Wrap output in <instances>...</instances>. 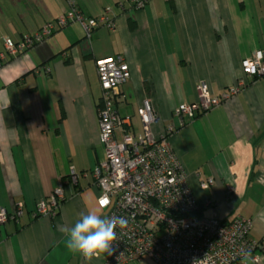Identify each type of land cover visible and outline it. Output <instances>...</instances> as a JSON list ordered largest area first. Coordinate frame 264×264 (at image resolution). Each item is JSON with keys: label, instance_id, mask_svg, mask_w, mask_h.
<instances>
[{"label": "crops", "instance_id": "0c3cea01", "mask_svg": "<svg viewBox=\"0 0 264 264\" xmlns=\"http://www.w3.org/2000/svg\"><path fill=\"white\" fill-rule=\"evenodd\" d=\"M75 1L85 17L111 7L115 29L100 27L87 38L72 23L0 65V208L10 215L0 223V264H105L103 254L87 262L69 252L60 229L98 207L90 175L104 156L96 62L115 55L129 68L115 103L129 117V132H144L137 111L145 101L156 116L147 127L154 138L172 123L177 131L169 143L200 214L250 219L255 264H264V76L249 77L235 95L184 125L172 113L197 100L199 82L211 95L228 92L243 76L241 60L264 51V0H150L140 10L127 0ZM67 8V0H0V53L5 39L33 35ZM122 134L118 127L115 139ZM71 167L88 173L75 185L67 182ZM226 185L234 189L229 199ZM59 186L55 215H36L38 201ZM18 208L21 214L12 215Z\"/></svg>", "mask_w": 264, "mask_h": 264}, {"label": "built area", "instance_id": "2783aa9c", "mask_svg": "<svg viewBox=\"0 0 264 264\" xmlns=\"http://www.w3.org/2000/svg\"><path fill=\"white\" fill-rule=\"evenodd\" d=\"M133 10L143 9L150 0H127ZM165 2L170 0H163ZM67 10L53 21L47 22L33 35H24L19 41L4 40L0 65L6 55L23 54L28 48L57 29L78 23L87 38L100 27L114 30L116 23L111 7H104L100 15L85 17L75 0H67ZM119 6L121 4L119 3ZM243 76L228 92L211 95L205 82L196 87L197 100L180 103L173 115L181 125L194 120L199 114L217 107L223 99L235 95L248 83L249 77L264 76V51L256 50L241 60ZM100 86L98 106L99 139L104 156L90 171L91 186L97 194L98 207L110 217H121L127 223L117 227V239L111 245V254L105 253V264H125L149 258L156 264H255L259 260L258 244L249 238L251 220L236 216L229 221L200 214L188 174L173 151L169 138L177 129L170 123L158 138H154L148 125L155 121L150 105L145 101L138 108L144 132H129V117H121L115 107L119 87L129 79V68L121 55L104 57L96 62ZM123 128L122 140L114 132ZM71 167L67 182L77 184L80 176ZM199 176V172L196 173ZM211 179L200 183L206 188ZM233 186L226 185V199L233 193ZM63 197L62 187L54 189L48 199L37 203L36 215L54 216ZM106 200L107 204L100 201ZM206 206L211 207L209 201ZM21 206V205H20ZM19 206V207H20ZM21 214L18 208L12 215ZM10 215L0 208V223Z\"/></svg>", "mask_w": 264, "mask_h": 264}, {"label": "clouds", "instance_id": "9594fccd", "mask_svg": "<svg viewBox=\"0 0 264 264\" xmlns=\"http://www.w3.org/2000/svg\"><path fill=\"white\" fill-rule=\"evenodd\" d=\"M103 202V203H102ZM106 205L107 201H100ZM126 221L121 217H110L100 207L89 208L71 227H61L69 252L83 256L91 262L102 254H111V245L117 239L116 228H124Z\"/></svg>", "mask_w": 264, "mask_h": 264}, {"label": "snow or ice", "instance_id": "6c2138e0", "mask_svg": "<svg viewBox=\"0 0 264 264\" xmlns=\"http://www.w3.org/2000/svg\"><path fill=\"white\" fill-rule=\"evenodd\" d=\"M103 203V202H102Z\"/></svg>", "mask_w": 264, "mask_h": 264}]
</instances>
